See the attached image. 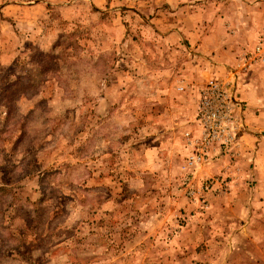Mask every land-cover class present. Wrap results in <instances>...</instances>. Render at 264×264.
I'll use <instances>...</instances> for the list:
<instances>
[{"label":"rangeland","instance_id":"rangeland-1","mask_svg":"<svg viewBox=\"0 0 264 264\" xmlns=\"http://www.w3.org/2000/svg\"><path fill=\"white\" fill-rule=\"evenodd\" d=\"M259 1L221 15L245 53L264 36ZM166 5L0 0V264H264L197 221L227 201L232 177L210 168L235 145L187 162L198 89L220 76L197 75L187 40L162 43ZM215 177L226 191L203 189Z\"/></svg>","mask_w":264,"mask_h":264},{"label":"crops","instance_id":"crops-1","mask_svg":"<svg viewBox=\"0 0 264 264\" xmlns=\"http://www.w3.org/2000/svg\"><path fill=\"white\" fill-rule=\"evenodd\" d=\"M163 2L169 6H165V11L170 16L166 17L164 24L170 27L161 25L164 27L162 30L168 31L162 35V43L181 44L187 40L188 51L195 52L193 56L197 62V75L208 73L227 78L230 71L236 69V92L238 98L245 102V130L238 143L233 146L230 157L219 156L217 164L216 160L212 161L214 164L210 168L215 173L223 172L232 177L230 194L227 201L211 199L207 211L197 221L202 222L205 227L206 223L214 225L220 221L224 227L219 233L233 241L237 250L251 254L250 248L248 249L251 246L254 252H258L259 259L264 260V62L241 68L243 54L251 44L231 40L229 34L226 36L225 31L219 28L224 19L221 15H233L239 12L237 8L245 9L249 6L243 5L246 0H225L217 5L209 0ZM238 2H242V6ZM224 3H228L227 6ZM253 8L257 7H249V10ZM156 19L157 22L160 21L159 18ZM230 22L232 23L231 19ZM163 115L164 120L169 123L175 122L177 118L169 108L164 109ZM254 181L253 188L249 189L247 185ZM210 238L214 239L213 236Z\"/></svg>","mask_w":264,"mask_h":264},{"label":"built area","instance_id":"built-area-1","mask_svg":"<svg viewBox=\"0 0 264 264\" xmlns=\"http://www.w3.org/2000/svg\"><path fill=\"white\" fill-rule=\"evenodd\" d=\"M264 61V36L251 51L243 56L242 68H249ZM237 73L230 71L229 78L209 77L198 89L194 119L196 135L192 137V150L188 164H203L215 150L229 148L238 143L246 128L245 105L236 92ZM214 149V150H211ZM213 187L228 189L224 178H212L203 189ZM226 188V189H225ZM192 192V191H190Z\"/></svg>","mask_w":264,"mask_h":264},{"label":"trees","instance_id":"trees-1","mask_svg":"<svg viewBox=\"0 0 264 264\" xmlns=\"http://www.w3.org/2000/svg\"><path fill=\"white\" fill-rule=\"evenodd\" d=\"M14 84H15V83H11V84H10V87L15 86ZM22 90H24V89H22ZM18 92H19V91H18ZM16 93H17V92H16ZM4 94H5V96H6V95L10 94V91L5 90V91H4ZM0 190H1V191H2V190L4 191V190H6V189H5V188H0Z\"/></svg>","mask_w":264,"mask_h":264}]
</instances>
